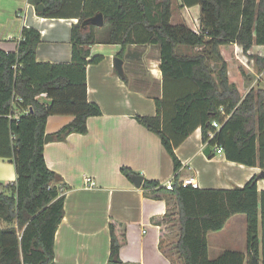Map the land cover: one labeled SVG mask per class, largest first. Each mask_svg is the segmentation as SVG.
I'll use <instances>...</instances> for the list:
<instances>
[{
	"label": "trees",
	"instance_id": "trees-1",
	"mask_svg": "<svg viewBox=\"0 0 264 264\" xmlns=\"http://www.w3.org/2000/svg\"><path fill=\"white\" fill-rule=\"evenodd\" d=\"M182 1L201 6L199 32L172 23L173 0H43L46 9L37 10L39 16L78 18L72 26V61H37L42 34L35 27H23L16 52L0 49V118L9 126L17 173L14 184L0 189V264H58L55 237L65 215V184L46 162V125L51 115H73L54 133L61 140L74 132L87 133L88 118L102 114L88 99L86 77L87 65L103 58L92 54L98 40L121 44L120 58L130 44H156L164 79L188 81L175 96L166 86L164 97L156 99V115L136 117L160 136L175 171L182 166L175 148L197 128L206 145L224 148L228 160L264 171V87L252 86L243 95L231 81L220 50L222 45L239 44L264 75V58L250 53L254 45L264 46V0ZM97 12L104 14V25L83 27L82 22ZM182 47L201 50L181 52ZM210 61H216V67ZM42 94L47 101L40 99ZM167 101L174 114L169 119L162 114ZM210 131L215 132L212 138ZM121 169L129 177L137 174ZM175 178L172 190L148 179L143 188L154 198L174 197L175 210L153 221L176 226L178 238L171 250L177 251L181 264H264V189L258 188L257 175L230 189L183 187ZM235 214L246 216L247 253L226 249L210 258L208 232L222 230ZM109 227L107 264H123L120 249L126 243V226L112 218Z\"/></svg>",
	"mask_w": 264,
	"mask_h": 264
},
{
	"label": "crops",
	"instance_id": "crops-1",
	"mask_svg": "<svg viewBox=\"0 0 264 264\" xmlns=\"http://www.w3.org/2000/svg\"><path fill=\"white\" fill-rule=\"evenodd\" d=\"M34 3L31 0H0V49L16 52L23 27H35L42 34L37 61H72V26L78 18L41 17ZM172 12L173 24L185 23L192 29L199 27V4L183 3L180 10L173 7ZM260 47L264 46L254 45L250 53H256ZM121 48L119 43L101 40L91 46L92 54L103 58L99 63L87 65L88 99L100 106L102 114L88 118L87 133L74 132L57 140L54 133L74 116L51 115L47 121L46 133L53 139L45 144L44 155L48 166L61 175L65 184V215L55 237V261L58 264H107L112 218L126 226V243L120 249L123 264H181L177 251L171 250L178 238L176 226L153 221L154 217L173 212L175 199L166 194L160 198L149 196L143 188L144 181L155 180L165 185L175 181L176 176L179 181L193 175L200 188L230 189L243 186L262 171L258 166L230 161L225 153H216L215 148L211 150L213 156L206 155L207 145L202 141L201 128L194 130L175 148L182 163L175 171L174 160L160 136L136 117L156 115V99L164 97L166 86L168 93L175 96L188 81L164 79L160 48L156 44L128 45L122 58L123 77L114 66ZM251 63L250 67L254 69L255 65ZM228 74L231 77L229 70ZM237 78L242 83L239 75ZM238 88L241 91L240 84ZM40 99L48 100L46 94ZM162 109L165 118L174 115L171 102H165ZM122 167L142 175V186L137 187L134 177L124 174ZM86 177L92 178L96 186L88 187ZM16 180L9 126L0 118V184ZM258 188L264 189V177L258 180ZM214 232L230 233L231 249L247 253L244 214L233 215L222 230ZM242 243H245L243 249ZM224 245L217 247L216 255L211 256L209 242L210 258H216L226 250Z\"/></svg>",
	"mask_w": 264,
	"mask_h": 264
},
{
	"label": "rangeland",
	"instance_id": "rangeland-1",
	"mask_svg": "<svg viewBox=\"0 0 264 264\" xmlns=\"http://www.w3.org/2000/svg\"><path fill=\"white\" fill-rule=\"evenodd\" d=\"M181 6H183L182 0H173V7L175 9L180 10ZM188 20L190 22V25L193 24L191 17L188 18ZM97 36L99 38H102L103 35L98 33ZM181 49L185 50V52H188V53H196V52L201 50L200 47H195V48L182 47ZM220 50H221L222 56L224 57V59L228 63V70L230 71V75H231V77L230 76L229 77H230L231 81H236V82L239 81L240 82V83L239 82L238 83L240 84L241 92H244V90L246 91L248 89L247 87H249L250 84H252V86L254 85L256 87L257 86L264 87V77L263 76L259 77V75L262 72H259L257 70V68H255L256 65L254 66V69H251V68H248L247 66H244L239 61V59L236 58L235 53H234L233 44L222 45V49L220 48ZM255 54H257V53H255ZM249 59H251V58L249 57ZM210 63L212 66L216 67V61H210ZM237 73L240 76V78L242 79V83L240 80H238ZM239 84H238V87H239ZM245 94L246 93H243V95H245ZM0 185H2V183ZM229 234L230 233H228V232H223V234H218L217 232H214V231L208 232L207 238L209 239V242H210V254H211V256L216 255V248L221 246L222 244H225L224 247L226 249H231V241L228 239ZM241 247H242V249L245 248V243H242Z\"/></svg>",
	"mask_w": 264,
	"mask_h": 264
},
{
	"label": "built area",
	"instance_id": "built-area-1",
	"mask_svg": "<svg viewBox=\"0 0 264 264\" xmlns=\"http://www.w3.org/2000/svg\"><path fill=\"white\" fill-rule=\"evenodd\" d=\"M194 30L196 32H199V27H196ZM233 46H234V53H235L236 58L239 59V61L244 66H247L248 68H251L250 64H249L251 62L255 65L254 59H249L248 53H245L243 48L239 44L234 43ZM256 53L259 56L264 58V47H260ZM262 75H263V72L259 75V77H261ZM213 125L216 128L220 127V124L217 121H214ZM214 135H215L214 131H210L209 132V137L210 138L214 137ZM215 151L218 154H224L225 153V150H224V148L222 146H216L215 147ZM85 181H86V184H87L88 187L96 186V182L90 177H86ZM14 183H15V181L8 182V183H3L2 185H0V188L8 187L9 185L14 184ZM178 185L179 186H183V187L193 186L194 188H200L198 179L195 176H193V175L182 178L181 180L178 181ZM164 186L167 187L168 189L172 190V189H174L176 187V183H175V181L172 180V181H168ZM64 190H65L64 187H62L61 188V192L63 193Z\"/></svg>",
	"mask_w": 264,
	"mask_h": 264
},
{
	"label": "water",
	"instance_id": "water-1",
	"mask_svg": "<svg viewBox=\"0 0 264 264\" xmlns=\"http://www.w3.org/2000/svg\"><path fill=\"white\" fill-rule=\"evenodd\" d=\"M35 2V5H36V8L39 12H44L46 7H45V4L43 2V0H34ZM105 23V20H104V14L102 12H97L96 14H94L93 16L85 19L83 22H82V26L83 27H88L89 25H95L97 27H102ZM123 59L120 58V57H115L114 59V66L115 68L118 70L119 74L121 76L124 77V67H123ZM51 139H53V137L51 135H46L45 136V142H49ZM212 150V147L207 145L206 148L204 149V153L206 155H209L210 152ZM264 177V171H261L260 174L257 175V178L260 179ZM134 181H135V184L137 187H141L142 184H143V180H144V177L142 175H136L134 176Z\"/></svg>",
	"mask_w": 264,
	"mask_h": 264
}]
</instances>
